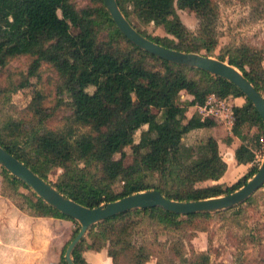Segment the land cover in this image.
Wrapping results in <instances>:
<instances>
[{"label": "trees", "instance_id": "1", "mask_svg": "<svg viewBox=\"0 0 264 264\" xmlns=\"http://www.w3.org/2000/svg\"><path fill=\"white\" fill-rule=\"evenodd\" d=\"M116 1L136 29L133 21L162 27L168 36H150L137 29L151 41L227 62L264 95L263 50L245 44L219 48L215 0ZM54 8L63 11L66 27L60 24ZM176 9H189L195 15L199 22L195 33L184 25ZM72 27L83 36L72 33ZM19 57L30 61L26 72L14 80L16 74L7 67ZM43 65L57 76V106H46L45 96L38 92L17 113L11 104L12 94L27 88L30 78L39 77ZM64 95L68 100L62 98ZM212 95L223 100L244 99L242 106L232 108V132L241 141L234 152L235 161L249 164L260 146L259 138L264 136V125L251 101L231 82L141 50L118 30L103 0H88L80 7L74 0H0V146L46 181L54 169H61L52 185L85 207L95 208L146 190L159 191L169 200L198 201L231 194L245 185L257 167H251L231 185L220 183L227 164L217 141L209 137L184 143L191 131L216 125L198 113L186 117L189 107L205 105ZM62 104L70 111L64 125L48 127L55 109ZM81 129L85 131L78 133ZM125 148L131 151L128 166L124 165ZM0 169V194L13 200L19 210L73 223L71 239L57 263L67 264L65 250L79 224L40 198L33 201L21 194L20 187L29 188L2 166ZM118 181L122 183L120 192L113 188ZM7 189L9 195L5 194ZM252 196L245 203H250ZM17 200H22V205ZM211 215H178L158 207L121 213L92 225L72 259L75 264H86L84 251L106 248L113 264H120L124 257L127 264H145L152 254L145 245L131 240L140 221L148 219L170 232L195 229L199 221ZM179 241L172 253L180 264L210 263L206 251L187 257L183 241ZM156 261L163 264L158 257Z\"/></svg>", "mask_w": 264, "mask_h": 264}, {"label": "rangeland", "instance_id": "2", "mask_svg": "<svg viewBox=\"0 0 264 264\" xmlns=\"http://www.w3.org/2000/svg\"><path fill=\"white\" fill-rule=\"evenodd\" d=\"M74 2L80 7L86 5L88 0H74ZM215 3L218 11L216 30L219 37V48L228 44L236 46L245 44L264 52V0H215ZM54 10L60 24L66 27L63 11L56 8ZM176 11L184 25L195 33L199 27L195 15L189 9H176ZM133 23L137 29L147 35L168 37L162 27H156L153 24L142 26L135 21ZM70 30L75 35L83 36L75 27L70 28ZM29 61L26 57H19L9 62L7 70L16 74L13 77L14 80L19 78V74L26 72ZM262 65L264 67V61ZM29 82L30 85L27 88L19 90L11 96V104L17 113L25 109L31 103L33 95L38 92L45 96L46 106H57L56 88L58 81L51 68L43 65L39 77L30 78ZM92 90V88L89 89L90 92ZM62 98H65V101L68 100L65 95ZM44 112L50 114L49 110ZM69 115L70 111L67 106L62 104L55 109L54 116L47 123L48 127H62L65 123V117ZM222 118L224 121L219 118L218 121L216 120V128H212V133L221 139L222 145L235 148L238 144L235 136L225 135L226 132L217 126L218 124L227 125L232 132L233 125L230 127L226 119ZM84 131L85 129H81L78 133ZM139 134L140 132H137L135 135L136 142L139 139ZM198 136L188 139L189 141L185 138L184 143L197 142L198 138L202 137L201 135ZM259 150H261V145L256 148L257 152ZM124 152L126 153L124 165L128 166L132 162L131 151L129 148H125ZM225 152H227V148L220 151L222 156ZM119 158V153L114 155V159L118 160ZM61 173V169H54L48 175L47 181L51 184L56 183ZM242 176L243 174L227 180L222 179L221 182L231 185ZM2 180L3 176L0 169V192ZM121 186L122 183L118 181L113 188L116 192H120ZM19 192L31 200L37 201V196L32 190L20 187ZM9 193L10 190L7 189L5 194L9 195ZM8 199L13 202L10 198ZM15 202L22 205V200ZM239 206L212 214L211 217L199 221L195 229H178L169 232L154 225L148 219H144L143 223L140 221V224L133 230L131 240L137 244L145 245L152 257L160 258L163 264H180L179 259L175 258L172 253L174 246L179 245V240L183 241V249L187 257L193 252L206 251L210 257L209 264H264V186L254 193L250 203H243ZM35 221L22 224L15 231L13 227L6 228L7 216L0 217V264H30V225L31 230L36 229L33 225ZM38 222L47 227L52 224V227L57 230L59 228L58 223L51 222L48 218L38 219ZM120 260V264L128 263L126 257Z\"/></svg>", "mask_w": 264, "mask_h": 264}, {"label": "water", "instance_id": "3", "mask_svg": "<svg viewBox=\"0 0 264 264\" xmlns=\"http://www.w3.org/2000/svg\"><path fill=\"white\" fill-rule=\"evenodd\" d=\"M103 3L118 30L135 46L167 62L203 70L212 76L234 84L247 97L260 115L264 125V95L234 66L217 58L193 52H181L161 46L142 35L123 15L116 0ZM0 166L21 180L47 205L72 218L79 230L68 244L64 258L67 264H75L72 253L88 229L103 220L128 211L158 207L178 215L214 214L230 210L245 203L264 185V157L253 177L235 192L198 201H175L165 198L159 191L146 190L95 208L85 207L60 193L51 183L35 174L29 167L0 146Z\"/></svg>", "mask_w": 264, "mask_h": 264}, {"label": "crops", "instance_id": "4", "mask_svg": "<svg viewBox=\"0 0 264 264\" xmlns=\"http://www.w3.org/2000/svg\"><path fill=\"white\" fill-rule=\"evenodd\" d=\"M183 99H189V97L183 95ZM224 102L232 109L235 106H242L244 103V99L241 97L237 98H229L224 100ZM199 106H192L187 109L186 117L190 118L193 114L199 113ZM201 116V115H200ZM202 118V116H201ZM203 119V118H202ZM212 120V119H211ZM214 121V120H213ZM215 124L216 121H214ZM216 126V125H215ZM215 126L210 128H203V129H195L191 131L187 137L188 139L197 137L201 135V138L198 140H204L209 137L215 139L218 144L219 152L224 148H227V152H225L224 156L222 153L223 160L227 164L226 172L224 173L223 177L219 180L220 183L222 179L234 178L238 175H245L251 167H254L253 163L250 162L249 164H237L234 158V152L237 147L241 144V141L236 138L237 146L235 148H231L230 146L222 145L221 139H218L216 135L212 133V128H216ZM221 129H223L226 133L225 135H234L231 132V129L227 125H217ZM231 127V125H230ZM253 131V130H252ZM204 135V136H203ZM199 137V136H198ZM256 152V150L254 151ZM0 217L7 216V223L6 228H15V231L18 230V227L22 224H27L30 221L36 220L33 225L36 229L31 230L30 225V240H29V256L31 257L30 264H57L60 261V256L62 250L66 243L71 239L72 232L74 229V225L70 221L56 219V218H48L49 221L58 223L59 228L54 229L52 224L50 227L45 226V224L41 225L38 222V219L47 218V217H34L30 216L21 210H19L15 204L10 201L8 198L0 195ZM1 221H3L1 219ZM3 224V223H2ZM50 231V233H48ZM82 257L84 258L86 264H113L112 258L108 255L107 249L102 248L99 251L95 250H86L82 253ZM145 264H157L156 258L150 256L148 261Z\"/></svg>", "mask_w": 264, "mask_h": 264}, {"label": "built area", "instance_id": "5", "mask_svg": "<svg viewBox=\"0 0 264 264\" xmlns=\"http://www.w3.org/2000/svg\"><path fill=\"white\" fill-rule=\"evenodd\" d=\"M198 108L203 119L208 118L218 121L219 118L221 121H224L222 120V117H224L229 125H233L232 109L226 105L223 99L216 98L212 95L207 99L205 105L199 106ZM218 115L220 116L218 117ZM259 142L261 145V150L255 152V156L252 161L253 165L257 168H259L264 157V136L259 138Z\"/></svg>", "mask_w": 264, "mask_h": 264}]
</instances>
